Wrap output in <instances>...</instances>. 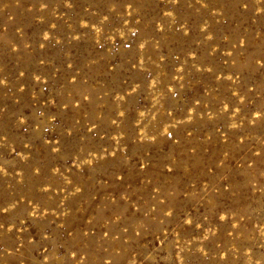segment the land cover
I'll use <instances>...</instances> for the list:
<instances>
[{"label":"rangeland","instance_id":"374dc122","mask_svg":"<svg viewBox=\"0 0 264 264\" xmlns=\"http://www.w3.org/2000/svg\"><path fill=\"white\" fill-rule=\"evenodd\" d=\"M0 264H264V0H0Z\"/></svg>","mask_w":264,"mask_h":264}]
</instances>
